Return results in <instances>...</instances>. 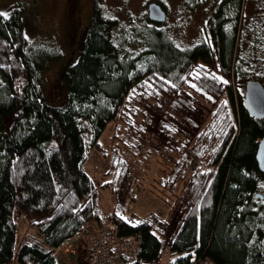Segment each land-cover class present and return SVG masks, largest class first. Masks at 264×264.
Here are the masks:
<instances>
[{
  "label": "trees",
  "instance_id": "trees-1",
  "mask_svg": "<svg viewBox=\"0 0 264 264\" xmlns=\"http://www.w3.org/2000/svg\"><path fill=\"white\" fill-rule=\"evenodd\" d=\"M220 4L207 41L180 48L151 26L153 37H142L146 48L135 53L114 42V23L95 8L80 53L62 75V107L44 100L40 71L26 50L22 10L0 17V264H57L60 248L81 253L78 264H86L81 234L102 216L112 218L120 236L140 234L133 264H159L164 253L167 264H264V197L256 196H264L256 161L264 119L248 113L233 81L244 0ZM226 7H235L228 42ZM135 95L174 100V166L165 182L175 194L174 218L137 220L118 203L112 214H102L99 189L109 183L96 185L86 171L88 149L100 150L106 125L131 124ZM186 110L199 114V123ZM165 130L155 126L153 132ZM17 216L38 235L24 237L15 249Z\"/></svg>",
  "mask_w": 264,
  "mask_h": 264
},
{
  "label": "rangeland",
  "instance_id": "rangeland-1",
  "mask_svg": "<svg viewBox=\"0 0 264 264\" xmlns=\"http://www.w3.org/2000/svg\"><path fill=\"white\" fill-rule=\"evenodd\" d=\"M152 2L160 4L165 11V19L160 23L153 22L148 17L147 7ZM218 2L219 0H0V12L6 13L8 17L14 8L22 10L26 50L40 71L44 100L62 107L67 102V88L62 75L80 53L86 26L95 8L103 19L114 23L111 28L114 42L123 50L135 53L146 48L142 37H153L151 26L162 31L180 48L195 46L207 35L206 25L211 8ZM233 9L235 7L229 12L228 9L222 12L232 18L225 24L227 42L232 36L235 17ZM242 16L239 21L241 36L236 40V45L238 41L241 44L238 55L241 63L237 66L233 81L234 93L241 92L244 99L249 80H259L264 84V0H244ZM134 97L130 98L129 103V112L133 116L131 124L126 125L128 119H120L121 122L116 120L106 125L98 139L100 150L94 147L88 149L86 171L96 185L109 183L107 188L99 189L102 214H112L118 203L125 215H133L137 220L151 214L162 219L174 218L175 194L165 183L174 166V116L179 117L170 104H174V100L154 101L148 96ZM193 102L197 101L193 98ZM135 105L140 109L137 110ZM201 108L199 111L202 112ZM186 115L199 123V114L187 111ZM163 125L168 131L153 132L155 126ZM170 127L173 129L170 130ZM85 135L89 143L87 132ZM177 159H180L179 154ZM191 167L196 168L195 161L191 162ZM178 192L177 188L176 193ZM16 221L15 249L24 237L37 238L38 235L25 217L17 216ZM68 251L69 248L55 251L57 264L79 263L80 260L77 259L81 257V253L72 254L67 253ZM168 258L169 255L164 253L159 264H167ZM12 264L18 262L14 260Z\"/></svg>",
  "mask_w": 264,
  "mask_h": 264
},
{
  "label": "built area",
  "instance_id": "built-area-1",
  "mask_svg": "<svg viewBox=\"0 0 264 264\" xmlns=\"http://www.w3.org/2000/svg\"><path fill=\"white\" fill-rule=\"evenodd\" d=\"M81 237L87 243L86 264H133L139 253L140 234L120 236L112 218L87 223Z\"/></svg>",
  "mask_w": 264,
  "mask_h": 264
},
{
  "label": "water",
  "instance_id": "water-1",
  "mask_svg": "<svg viewBox=\"0 0 264 264\" xmlns=\"http://www.w3.org/2000/svg\"><path fill=\"white\" fill-rule=\"evenodd\" d=\"M148 17L151 21L160 23L165 19V11L158 3H149ZM244 105L248 113L256 119H264V84L259 80H249L246 85ZM256 161L261 173L264 174V136L258 142ZM263 198V194L256 195Z\"/></svg>",
  "mask_w": 264,
  "mask_h": 264
},
{
  "label": "flooded vegetation",
  "instance_id": "flooded-vegetation-1",
  "mask_svg": "<svg viewBox=\"0 0 264 264\" xmlns=\"http://www.w3.org/2000/svg\"><path fill=\"white\" fill-rule=\"evenodd\" d=\"M221 1L222 0H219V2L217 4H215V5H213L212 8H211V12H210V15H209L210 17L208 18V22H207V25H206L207 35L204 37V40L206 39V41L210 37V34H209L210 29L214 28V26L216 24V21H215L216 20V15L219 13V6L221 5L220 4ZM221 11H223V10L221 9Z\"/></svg>",
  "mask_w": 264,
  "mask_h": 264
},
{
  "label": "snow or ice",
  "instance_id": "snow-or-ice-1",
  "mask_svg": "<svg viewBox=\"0 0 264 264\" xmlns=\"http://www.w3.org/2000/svg\"><path fill=\"white\" fill-rule=\"evenodd\" d=\"M6 16H7L6 13L0 12V17H6ZM224 83H227V81H224Z\"/></svg>",
  "mask_w": 264,
  "mask_h": 264
}]
</instances>
